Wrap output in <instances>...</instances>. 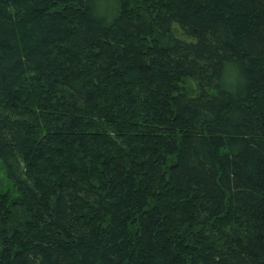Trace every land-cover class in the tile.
<instances>
[{
	"label": "trees",
	"instance_id": "trees-1",
	"mask_svg": "<svg viewBox=\"0 0 264 264\" xmlns=\"http://www.w3.org/2000/svg\"><path fill=\"white\" fill-rule=\"evenodd\" d=\"M260 98L264 0H0V264H264Z\"/></svg>",
	"mask_w": 264,
	"mask_h": 264
},
{
	"label": "rangeland",
	"instance_id": "rangeland-1",
	"mask_svg": "<svg viewBox=\"0 0 264 264\" xmlns=\"http://www.w3.org/2000/svg\"><path fill=\"white\" fill-rule=\"evenodd\" d=\"M26 77H28V76H26ZM30 78L31 79H33L34 81H37L38 79H37V74H33V75H31L30 76ZM35 78L37 79V80H35ZM40 81H41V79H40ZM20 96H22V97H24V98H26V100L27 99H29L30 100V104H31V102H32V100H33V96H34V93H32V94H27V96L25 95V94H22V95H20ZM263 105H264V103H263V101H262V98H260V100L259 99H256V101H255V104H254V108H255V111H256V113L259 115V116H261V117H263ZM167 185V187H168V184H166ZM164 187V186H163ZM163 187L162 188H160L157 192L159 193V197H158V200H160V203H161V206L162 205H167V206H169L168 205V203H169V200H175V202L176 203H179L180 205H182V206H185V199H187L188 198V194L189 193H183L182 191H178V193H180V194H176V193H171V194H169L168 196H166L165 194H163V196H162V190H163ZM0 190H3L4 192H6V193H8V194H10V193H15V189H14V187H13V185H12V183H11V181H9V179L7 178V176H6V174H5V170H4V167L2 166V164L0 163ZM10 190V191H9ZM188 230V229H187ZM187 241H189V242H191V238H188L187 239Z\"/></svg>",
	"mask_w": 264,
	"mask_h": 264
}]
</instances>
